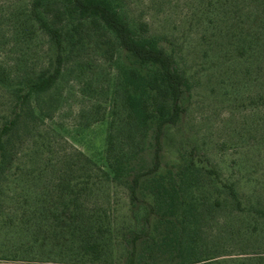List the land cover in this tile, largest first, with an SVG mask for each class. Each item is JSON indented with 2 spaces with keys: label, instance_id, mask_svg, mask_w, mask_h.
Masks as SVG:
<instances>
[{
  "label": "trees",
  "instance_id": "obj_1",
  "mask_svg": "<svg viewBox=\"0 0 264 264\" xmlns=\"http://www.w3.org/2000/svg\"><path fill=\"white\" fill-rule=\"evenodd\" d=\"M247 2L248 15L264 20V0ZM24 24L25 37H43L48 49L39 71L19 78L0 73V86L9 90L0 111V237L22 239L7 253L0 251L5 254L0 262H44L35 247L47 231L63 243L65 261L73 264H112L115 246L125 250L119 264H160L166 258L203 264L219 256L202 235L216 214L231 209L238 217L264 221V208L246 205L216 168L194 156L165 164L168 131L180 124L193 95L178 55L151 33L148 21L133 19L118 0H30ZM90 45L119 69L114 92L123 112L111 123L103 164L82 153L57 161L52 139L27 138L42 136L35 134L41 99ZM223 53L227 61L261 57L264 36L241 34ZM49 174L53 179L44 181ZM118 189L126 194L128 217L141 218L140 228L112 226ZM101 193L105 204L89 209L88 202Z\"/></svg>",
  "mask_w": 264,
  "mask_h": 264
},
{
  "label": "rangeland",
  "instance_id": "obj_2",
  "mask_svg": "<svg viewBox=\"0 0 264 264\" xmlns=\"http://www.w3.org/2000/svg\"><path fill=\"white\" fill-rule=\"evenodd\" d=\"M118 1L133 19L149 22L151 33L175 51L190 79L192 102L180 124L168 131L165 164L194 156L201 165L216 168L226 182L234 183L246 205L264 208V55L252 60L223 58L225 48L239 35L257 31L264 36L260 30L263 17L248 15L247 0H232L235 9L229 0H212L213 5L210 0ZM29 2L0 0V73L8 78L35 73L45 64L47 40L39 35L33 40L25 37ZM118 74V67L104 51L85 46L70 62L59 85L41 99L35 134L42 136L27 139H52L57 161L82 153L103 164L111 123L123 112L114 92ZM8 98L9 90L0 86V111ZM24 161L29 163L25 157ZM53 177L46 175L44 181ZM45 184L39 186L42 193L47 190ZM113 193L119 208L112 226L120 231L140 228L141 218L133 221L128 217L124 190ZM103 197L101 193V199L92 198L88 208L105 204ZM44 235L46 240L35 247V254L44 261L40 264H73L65 261L63 243L51 239L47 231L41 238ZM202 235L209 248L219 253L203 264H264L262 220L238 217L230 209L205 224ZM20 238L2 235L0 251L7 253ZM124 254L123 246H115L112 264H119ZM160 264L174 262L166 258Z\"/></svg>",
  "mask_w": 264,
  "mask_h": 264
},
{
  "label": "crops",
  "instance_id": "obj_3",
  "mask_svg": "<svg viewBox=\"0 0 264 264\" xmlns=\"http://www.w3.org/2000/svg\"><path fill=\"white\" fill-rule=\"evenodd\" d=\"M10 264H29V263H10Z\"/></svg>",
  "mask_w": 264,
  "mask_h": 264
}]
</instances>
